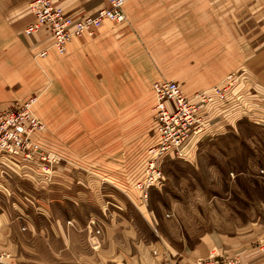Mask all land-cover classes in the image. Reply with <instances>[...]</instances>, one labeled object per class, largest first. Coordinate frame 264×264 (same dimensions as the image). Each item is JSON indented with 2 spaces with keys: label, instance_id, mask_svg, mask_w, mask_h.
<instances>
[{
  "label": "crops",
  "instance_id": "obj_1",
  "mask_svg": "<svg viewBox=\"0 0 264 264\" xmlns=\"http://www.w3.org/2000/svg\"><path fill=\"white\" fill-rule=\"evenodd\" d=\"M53 3L73 17L108 6V0ZM124 12V23L104 19L91 33L71 37L60 54L46 26L24 33L34 20L26 0H0L4 77L28 79L15 95H0V109L16 96L36 94L44 129L31 138L64 159L44 171L37 160L0 156V264H41L38 248L52 254L54 264H120L119 257L107 259L111 263L91 259L86 223L92 219L71 209L92 203L101 208L92 213L102 223L96 253L119 255L135 243L137 217L122 210L123 202L138 203L130 191L144 174L152 141L146 129L152 126L153 81L175 80L190 94L219 83L234 63L248 62L264 85V0H127ZM42 78L49 79L48 88ZM213 116L208 124L214 128L225 119ZM195 140L175 155L194 158ZM110 204L113 212L106 215ZM141 216L152 230L150 217ZM262 232L264 226L233 235L209 230L183 249L163 238L158 246L171 264L210 256L264 264L256 247Z\"/></svg>",
  "mask_w": 264,
  "mask_h": 264
},
{
  "label": "rangeland",
  "instance_id": "obj_2",
  "mask_svg": "<svg viewBox=\"0 0 264 264\" xmlns=\"http://www.w3.org/2000/svg\"><path fill=\"white\" fill-rule=\"evenodd\" d=\"M125 21L126 15L123 21L113 22L120 24ZM234 64L237 67L234 66L227 71L223 79L209 89L185 93L195 100L200 99L197 97L200 93L205 99L211 98L209 102H203L198 114L200 120L197 122L195 134L183 148L184 150L189 148L190 142L196 139L191 148L196 151L194 158L178 157L175 155H178V150L159 155H155L152 151L149 153V149L154 148L158 143L153 93V103L150 106L152 126L146 129V134L149 139L150 136L152 137V141L147 147L144 174L130 191L136 195L135 199L138 203L136 207L133 205L132 207L123 202L124 210H122L137 217L138 234L135 243L131 244L130 248L126 247L125 251L122 248L123 252L119 255L96 253L101 245L102 223L93 220L96 216L92 213H96L97 209L101 210V208L92 203L86 206H73L71 209L74 216L81 214L83 218L87 215V220L92 219L86 223L88 252L92 253L91 259L99 261L105 258L111 263L107 259L119 257L120 264H171L167 254L160 253L162 238L176 249H183L191 246L197 236L204 231L216 230L233 235L239 231L244 233L263 228L264 85L263 80L255 75L253 69L256 70V65L252 69L251 63L248 62ZM6 68L7 64L1 61L0 56V95L5 92H9L10 96L12 93L15 95L22 83L27 82L28 79H17L12 76L7 79L4 77ZM41 80L45 83L44 88H48L49 79ZM36 83H39V80ZM29 100L32 101L34 115L43 123L35 109L36 94L24 98L16 96L8 103L11 105L9 107H13L17 103ZM198 103L201 101L198 100ZM211 114L225 119L214 128L209 125L210 123L208 124V117H211ZM38 142L56 157L55 162L49 164V171H52L53 164L64 162L58 150ZM150 159L154 160L155 165L161 170L162 178L157 184L144 188L137 183H143L147 178L145 168ZM74 162L77 164L76 160ZM42 169L44 170L43 167ZM104 177L106 181L109 179L108 175ZM105 192L112 193L110 190ZM54 206L51 207L53 210ZM113 208L111 204L106 206V215H109L108 209L113 212ZM142 213L150 217L152 230L141 216ZM263 234L264 232L260 235ZM42 249L38 248L40 251L35 255V259L40 260L41 264H54L53 255L43 252ZM176 255L170 254L172 259L177 261ZM0 256L1 261L3 253H0ZM60 257L69 259L70 255L64 254Z\"/></svg>",
  "mask_w": 264,
  "mask_h": 264
},
{
  "label": "built area",
  "instance_id": "obj_3",
  "mask_svg": "<svg viewBox=\"0 0 264 264\" xmlns=\"http://www.w3.org/2000/svg\"><path fill=\"white\" fill-rule=\"evenodd\" d=\"M125 1L108 0V6L99 8L93 14L73 17L54 5L53 0H26L34 20L24 27V33L31 35L42 26H46L52 36V45L59 53H63L72 36L81 35L84 32L91 33L92 28L104 19L123 21ZM44 54L45 51L40 52V55ZM152 90L158 143L154 148L149 149V153L152 151L155 155H159L169 151L183 150L195 134L197 122L200 120L198 114L203 107V102H209L211 98L206 97V100L201 93L197 96L200 99L190 98L183 93L178 82L168 79L154 81ZM198 100L201 103H198ZM43 128V123L32 111L30 100L0 110V156L37 160L44 171H49V164L55 162L54 153L44 149L38 141L31 138L34 131ZM145 173L147 178L143 183L138 182V186L146 188L161 181V170L155 165L154 160L147 161ZM257 247L264 252V234L257 242ZM197 263L242 264L238 259L227 256H210L199 259Z\"/></svg>",
  "mask_w": 264,
  "mask_h": 264
},
{
  "label": "bare ground",
  "instance_id": "obj_4",
  "mask_svg": "<svg viewBox=\"0 0 264 264\" xmlns=\"http://www.w3.org/2000/svg\"><path fill=\"white\" fill-rule=\"evenodd\" d=\"M73 37V36H72Z\"/></svg>",
  "mask_w": 264,
  "mask_h": 264
}]
</instances>
